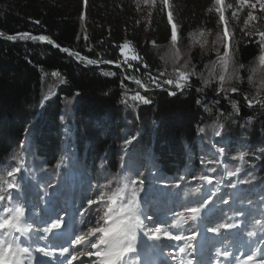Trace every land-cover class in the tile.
<instances>
[{"label": "trees", "instance_id": "1", "mask_svg": "<svg viewBox=\"0 0 264 264\" xmlns=\"http://www.w3.org/2000/svg\"><path fill=\"white\" fill-rule=\"evenodd\" d=\"M169 2L181 30L179 46L187 43L189 33L206 28L214 34L220 28L218 15L207 12L213 0ZM144 4L143 0H0V174L15 167L13 157L22 152L21 191L14 195L27 204L35 214L31 219L39 226L53 213L65 218L58 238L49 235L33 247L53 252L68 245L80 228V210L94 196L97 184H111L115 190L121 177L136 178L142 173L140 195L148 213L160 220L170 222V209L178 212L207 198L209 189L217 192L215 208L198 222L197 239L203 242H195L194 263L207 253L216 255L225 242L231 252L239 250V255L259 249L262 259L264 233L258 231L253 237L257 243L247 236L255 220L264 219V105L255 103L264 101L259 47L239 27L233 29L236 60L245 65L232 85L239 92L218 95L215 82L197 92L202 81L192 77L187 90L169 96L166 90L154 88L146 74L158 75L166 66L161 57L170 47V25L162 3L156 0L150 26L144 27L139 15ZM16 33L46 35L61 48L99 62H119L123 69L86 64L46 42L7 39ZM125 39L147 68L135 61H129L131 68L121 62L119 46ZM187 58L196 71L207 75L205 65L216 59V53L193 46ZM168 69L171 71L170 65ZM54 72L59 75L53 76ZM126 76L141 79L150 90L145 93ZM137 91L149 96L152 103L131 101ZM46 95L51 98L45 101ZM245 96L254 101L252 107ZM123 99L134 107L122 103ZM233 102L238 105V115ZM200 128L205 131L201 133ZM217 130L221 137L215 135ZM133 136L134 142L126 145L125 140ZM220 147L226 149L224 155L218 153ZM240 153H244L243 161L233 159ZM202 159L212 163L202 164ZM237 167L241 169L237 176H226V170ZM212 168L216 171H209ZM201 175L221 179L218 190L215 183L192 179ZM182 176L184 180H180ZM231 184L237 187L233 189ZM197 187L204 191L196 192ZM221 198L230 203L224 205ZM233 208L249 212L242 231L222 236L207 231L212 224L231 222L229 218L245 219L235 217ZM147 245L151 253L141 252L142 260L163 264L156 258L160 249L152 241Z\"/></svg>", "mask_w": 264, "mask_h": 264}, {"label": "snow or ice", "instance_id": "2", "mask_svg": "<svg viewBox=\"0 0 264 264\" xmlns=\"http://www.w3.org/2000/svg\"><path fill=\"white\" fill-rule=\"evenodd\" d=\"M145 4H150L153 7L156 5V0H143ZM164 9H170L169 0H161ZM233 8V5L227 4L226 0H213L212 6L207 9L208 13L215 12L218 15V24L222 26L220 32L215 33L213 39L210 29L201 28L197 32L189 33L190 46L187 51H182L179 46L180 32L177 24L173 20L171 10L167 12V19L170 25V47L161 57L165 61V67L158 75L153 76L147 73L148 80L154 88L166 90L169 96H175L177 93H182L191 85L192 77H199L202 81V86L197 88V92H203L204 88L212 82L216 83L217 94L221 93H237L239 88L232 86L234 81L240 79L238 73L245 65L238 64L236 60V47L233 43V30L229 26V21L226 18V11ZM247 10V16L243 20V27L240 29L243 36L249 42L253 40L259 47L258 60L261 67H264V30L256 27L255 22L264 19V15H257L259 12L264 14V0H236V7L232 11V16L239 19L240 13ZM151 11V9H150ZM83 19V16L81 17ZM39 23V21H36ZM7 39L11 41L28 40L47 42L54 47H60L55 44L50 37L46 35L33 36L30 33H16L9 35ZM87 40V36H85ZM155 45V41L151 42ZM193 46H198L202 52L215 51L216 59L210 61L205 68L208 70L207 75L203 71H196L191 59L187 58L188 53ZM120 54L124 57L123 63L132 67L129 61L140 63L142 67L147 68L148 65L143 63V57L138 53L129 55L125 49H131V42L125 41L120 46ZM222 49V51H221ZM63 52H68L75 56L78 61H84L86 64H97L99 61L93 60L79 53L71 52L67 48L60 49ZM105 63H113V61H104ZM117 67L120 66L119 62ZM171 66V71L168 69ZM139 71V69H137ZM256 71L255 68L252 69ZM53 76L59 75L54 72ZM125 79H132L135 84L147 93L150 89L141 79L126 76ZM251 83L253 77L249 76ZM264 81V75L261 76ZM61 83L65 81L61 80ZM123 85V82H121ZM261 88H264V83H261ZM80 93L77 92L78 96ZM50 96H45L44 100L50 99ZM138 104L148 105L152 101L149 96L135 92L129 98ZM249 107H252L254 101L245 96ZM128 107H134V104L128 103L127 99L121 101ZM71 103V101H69ZM199 105L201 101L197 99ZM264 105V101H255ZM43 106V101H42ZM232 108L239 114L238 105L233 102ZM249 117V121H251ZM199 131L203 133L204 128ZM217 137H221V131L215 132ZM136 137H130L125 140L126 145H131ZM226 149L220 147L218 153L224 155ZM233 159L244 160V153L234 156ZM13 160L17 162L15 167H11L6 174H0V264H28L29 260H34V252L41 253L45 257H52L54 253L44 247H33L38 240H46L50 234H55L56 231L62 228L64 217L56 215L50 216L49 219L42 221L43 226H39L31 217L35 215L31 213L27 204L22 203L15 196V193L21 191L19 182V174L24 169L23 153H17ZM202 164H209L212 161L201 160ZM215 172L216 169H209ZM241 169L237 167L233 170H226L227 177L237 176ZM143 174L141 173L136 178L128 176L121 177L118 186L113 190L111 184L95 186V194L86 200V203L80 210V228L75 232L74 238L71 239L67 247L60 246L58 251L60 256H70L67 259V264H146L141 258V245H147V241H152V246L161 250L163 248L171 249L168 252V257L174 264H194V254L196 252L195 242L197 241L200 231L198 222L205 219L206 215L215 208L213 197L217 195L215 190L209 189L210 195L207 198L194 202L192 205L183 206L180 211L169 210L171 214L169 219L160 220L154 215H150L145 206V201L140 193L143 191ZM193 180H198L201 184L213 185L216 189L222 183L221 179H216L214 176L201 175L193 176ZM184 180V177H180ZM179 181L176 186L179 187ZM237 183H251V181H238ZM233 189L237 184L230 185ZM196 192H202V187H197ZM224 205L230 203V199L221 198ZM235 217H244L245 219H232L231 222L215 223L207 226V231L217 236H222L224 233L232 230L242 231V226L246 224V218L249 215L248 210L244 208L231 209ZM264 233V219H256L253 224V230L247 232V236L252 243H257L253 237L257 236V232ZM141 235L146 238L141 239ZM55 247V246H52ZM230 245L225 242L223 248L216 249L218 264H232L235 260L236 264H255L257 250L249 249L248 253H242L240 257L229 250ZM67 254V255H66ZM223 257L220 261L219 258ZM199 264V262H197Z\"/></svg>", "mask_w": 264, "mask_h": 264}, {"label": "rangeland", "instance_id": "3", "mask_svg": "<svg viewBox=\"0 0 264 264\" xmlns=\"http://www.w3.org/2000/svg\"><path fill=\"white\" fill-rule=\"evenodd\" d=\"M158 1L161 2V0H158ZM226 3L233 5V8H230V9H228L226 11V18L229 21V26L232 28V30L234 28H236V27H239L241 29L243 27V20L247 16V10H245L244 12H241L240 16H239V19L237 20L236 18H234L232 16V11L236 7V0H226ZM150 9H151V11H150ZM162 9H163L164 13L166 14V16H167V12L169 10H171V8L170 9H164L163 7H162ZM256 14L257 15H264V14H261L259 12H257ZM139 15H140V17H142V21H143L144 27H149L150 23H151V18H152V5H150V4H146L145 5L144 4L142 9L139 11ZM173 20L176 23L174 16H173ZM255 25H256L257 28H259L261 30H264V19H260L259 21L255 22ZM221 30H222V26H220V28L218 29L217 32H220ZM214 36H215V33L212 34V36H210L209 38L213 39ZM125 41H128V39H125L124 42ZM189 46H190V40H188L187 43L186 42H184V43L182 42V45L180 46V48L182 47V50L186 51V50H188ZM125 52L128 53L129 55L132 54L131 49H125ZM123 60H124V57L121 56V62H123ZM62 230H63V226H62V228L60 230L56 231L55 234H50V236H53L54 238L55 237L58 238L60 236ZM66 237H69V236H66ZM73 238H74V235L69 238V243H70L71 239H73ZM141 239L146 241V238L143 237V235H141ZM202 242H203V239L202 240L201 239H197V243L198 244H202ZM67 246L68 245H66L64 247H67ZM170 250L171 249H169V248H163V254H161V250L158 251L157 253L159 255H156V258L159 261H161L163 264H174V262L169 257L168 258L165 257V256H168L167 254H168V252ZM146 251H148V253H151L149 247H147L145 244H142L141 245V252L143 253V252H146ZM203 251H205V249H203ZM53 253H54V255L52 257H43V255L41 253L34 252L35 259L34 260H29L28 264H45L42 259H44L45 261H49V263L51 262V264H67V259L71 258L70 256H67V259H66L65 256H60L58 249H54ZM205 253H206V251H205ZM234 253L238 257L241 256V255H239V250H237ZM258 255H259V253H257V256L255 257V264H264V258L260 259ZM262 256H264V254ZM59 257H62V261H60V262L57 261V259ZM203 257L200 258V259H198L199 258L198 257L194 264H197V262H199V264H218L217 256L214 255V254H211V252L207 253V256H203ZM146 259H149V257L147 256ZM219 260L222 261L223 257H220ZM73 264H76V262H73ZM146 264H149V260H147ZM232 264H236V261L233 260Z\"/></svg>", "mask_w": 264, "mask_h": 264}, {"label": "water", "instance_id": "4", "mask_svg": "<svg viewBox=\"0 0 264 264\" xmlns=\"http://www.w3.org/2000/svg\"><path fill=\"white\" fill-rule=\"evenodd\" d=\"M31 35H33V34H31ZM33 36H39V35H33ZM7 37V36H6ZM47 43V42H46ZM50 45H52V44H50ZM53 46V45H52ZM54 47V46H53ZM55 48H58V49H61V47H55ZM71 51V50H70ZM63 52V51H62ZM71 52H73V51H71ZM64 53H66V54H69L68 52H64ZM76 53V52H75ZM81 55V54H80ZM81 56H84V55H81ZM84 57H86V56H84ZM88 58V57H87ZM91 59V58H90ZM97 64H106V65H109V66H113V67H117V63H105V62H99V63H97ZM119 68H122L123 69V67H122V65H120L119 66ZM247 101V100H246Z\"/></svg>", "mask_w": 264, "mask_h": 264}]
</instances>
